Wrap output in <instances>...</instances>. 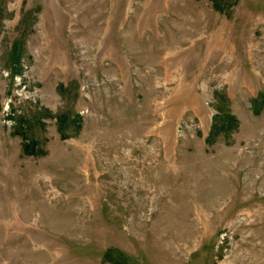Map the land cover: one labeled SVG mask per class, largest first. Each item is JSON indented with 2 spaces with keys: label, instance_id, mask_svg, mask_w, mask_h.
I'll return each instance as SVG.
<instances>
[{
  "label": "rangeland",
  "instance_id": "374dc122",
  "mask_svg": "<svg viewBox=\"0 0 264 264\" xmlns=\"http://www.w3.org/2000/svg\"><path fill=\"white\" fill-rule=\"evenodd\" d=\"M0 264H264V0H0Z\"/></svg>",
  "mask_w": 264,
  "mask_h": 264
}]
</instances>
